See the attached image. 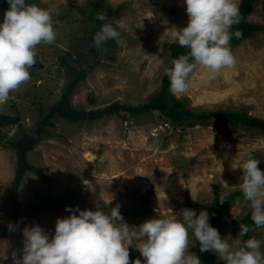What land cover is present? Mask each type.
<instances>
[{"label": "rangeland", "instance_id": "obj_1", "mask_svg": "<svg viewBox=\"0 0 264 264\" xmlns=\"http://www.w3.org/2000/svg\"><path fill=\"white\" fill-rule=\"evenodd\" d=\"M27 2L50 11L56 38L51 44L37 46L30 79L0 105V113L21 119V126L0 128L5 141L0 144V264H13L15 252L13 239L2 231L9 222L16 169L15 150L6 142L36 132L77 72H84V78L71 96L76 110L102 109L116 102L132 107L151 102L162 92V78L171 60L169 48L176 43L170 30L186 27L188 22L184 0H106V9L121 7L120 13L105 23L125 22L126 27L120 29L125 45L101 46L93 54L88 13L96 0ZM8 7L6 0H0V12ZM247 20L263 30L239 45H230L234 66L222 69L214 79L208 78L206 69L197 67L186 93H169L196 113L245 112L264 119V0H255ZM165 122L169 127L162 128ZM44 129L46 135L29 154L30 163L44 177L32 172L25 176L19 190L23 211L45 197L60 204L78 199L80 207L90 210L119 204L124 221L130 227L138 226L158 216L179 219L184 208L198 214L240 191L243 170L239 166L249 154L261 161L258 167L264 171V131L238 127L230 134L224 123L216 120L186 127L164 120L158 111L137 118L122 112L81 124L53 118ZM251 211L241 196L211 225L234 248L241 247L239 226ZM66 216L47 209L24 212L17 224L19 231L25 224H38L51 238L57 218ZM189 237V251L201 259L191 232ZM251 237L264 241V228L254 230ZM136 247L139 244L134 240L129 247L130 264L134 259L143 264ZM208 253L225 263L217 254Z\"/></svg>", "mask_w": 264, "mask_h": 264}, {"label": "clouds", "instance_id": "obj_2", "mask_svg": "<svg viewBox=\"0 0 264 264\" xmlns=\"http://www.w3.org/2000/svg\"><path fill=\"white\" fill-rule=\"evenodd\" d=\"M6 2L9 7L0 21V105L30 79L29 69L36 63L37 46L51 44L56 38L48 9L27 0ZM184 4L187 26L170 31L175 42L188 51L173 58L172 67L165 69L169 90L176 95L189 90L190 76L197 67L206 69L208 78L214 79L222 69L234 66L236 58L230 40L242 35L239 30L232 31L233 25L241 20L239 0H184ZM97 19L108 18L98 13ZM125 27L123 20L103 23L93 37L95 46L100 48L108 40L124 46L120 29ZM260 162L251 154L247 156L239 166L243 175L238 188L251 206L253 224L264 228V171L258 167ZM83 183L92 189L87 180ZM119 208V204L107 207V211L100 205L96 210L66 207L70 214L57 218L51 238L40 225L25 224L20 229L23 247L19 254L12 253L13 264H130L129 247L134 240L139 244L136 248L144 258L143 264H202L189 251V232L199 242L201 253H215L225 264H264V251H261L264 241L251 237L241 247L234 248L210 224L206 209L197 214L184 208L179 219L175 215L158 216L130 227ZM7 227L16 231L18 224L9 223ZM239 227L240 236L250 230L244 224ZM131 264L142 262L134 259Z\"/></svg>", "mask_w": 264, "mask_h": 264}, {"label": "trees", "instance_id": "obj_3", "mask_svg": "<svg viewBox=\"0 0 264 264\" xmlns=\"http://www.w3.org/2000/svg\"><path fill=\"white\" fill-rule=\"evenodd\" d=\"M105 1L106 0H96V2L91 7L89 15V20L92 23V42L95 33L98 31V28L108 19L111 17L118 15L120 13L121 7L117 9H106L105 8ZM255 3V0H241L239 4L241 20L239 24L233 25L232 31L235 32L239 30L242 32V35L237 38L235 36L232 37L230 40V45H239L244 42L246 39L250 38L253 34L263 30V26L250 22L247 20L249 13ZM98 13H104L107 16V20L101 21L97 19ZM3 12H0V21L3 19ZM92 52L96 54L97 47L93 44ZM111 45L112 47L116 48L118 45L115 40H108L104 42L101 46ZM170 59L178 57L181 54H185L188 49L181 47L178 43H174L170 45ZM171 60L169 67H172ZM84 72H77V75L74 81L68 86L67 90L65 91L62 99L49 111L48 115L43 118L41 121V125L37 128V131L31 134H23L17 140L14 141H7L11 147L14 148L16 153V169H15V176L11 183V191H10V198L8 203L9 209V223L17 224L19 217L24 212L29 213H38L41 210H55L59 211L65 215H69L70 213L65 211L66 207H72L73 209L79 208L80 210H84L86 208L80 207L79 200L76 199L74 202H69L67 204H60L52 197H45L39 203L30 206L26 211H23L19 205V190L23 183L25 176L32 172L36 174L38 177L43 178L44 175L42 172L32 165L29 161V154L33 150L34 146L42 141V136L45 134L44 125L51 122L53 118H61L69 123L74 124H81L83 122H95L102 120L104 118H108L114 115L121 114L122 112L129 113L132 117H140L146 115L150 112L158 111L160 112L164 120H170L172 124H179V125H186V127H194L198 123H209L213 120L219 121L224 123V125L228 128L230 134L235 133L238 127H249L257 130L264 131V119L257 118L250 116L248 113H241V112H221V113H196L188 109L184 103L175 97H173L169 93V80L168 77L165 75L162 78V92L161 94L152 100L151 102L140 105L137 107L123 105L119 102L114 103L109 107H105L102 109H94L90 111L86 110H76L71 105V96L76 89L77 85L82 81L84 78ZM21 119L17 117H13L7 114L0 113V128L5 126H10L14 124H20ZM46 135V134H45ZM4 136L1 135L0 130V144L5 142L3 141ZM243 194L241 191L231 193L229 196L220 198L218 203L214 207H210L207 211L210 214V224L215 223L217 219L225 215L228 211V208L231 204L237 202ZM222 200L223 202H221ZM103 210L107 211L106 205H102ZM110 208V207H108ZM90 210V209H88ZM93 210H96L93 209ZM214 215H211L213 214ZM78 215V213H76ZM242 224L249 226L250 230L247 234L242 236L243 243L247 239L251 238L252 233L254 230L259 229L257 228L252 220H251V213L246 215L243 220ZM8 226V225H7ZM4 227L2 229L3 233L10 236L14 243H15V252L17 254L20 253L23 247V236L21 235L19 228L16 231H10L8 227ZM195 241V239H194ZM198 247V253L202 259L203 264H225L219 262L217 260L216 255L208 253V252H200L199 249V242L195 241ZM17 258L19 256L17 255Z\"/></svg>", "mask_w": 264, "mask_h": 264}, {"label": "built area", "instance_id": "obj_4", "mask_svg": "<svg viewBox=\"0 0 264 264\" xmlns=\"http://www.w3.org/2000/svg\"><path fill=\"white\" fill-rule=\"evenodd\" d=\"M162 128L163 127H169V123L168 122H165L163 126H161Z\"/></svg>", "mask_w": 264, "mask_h": 264}, {"label": "bare ground", "instance_id": "obj_5", "mask_svg": "<svg viewBox=\"0 0 264 264\" xmlns=\"http://www.w3.org/2000/svg\"><path fill=\"white\" fill-rule=\"evenodd\" d=\"M87 154H88V153H87ZM88 156H89V158L92 157L91 154H88ZM93 156H94V155H93ZM89 158H88V159H89Z\"/></svg>", "mask_w": 264, "mask_h": 264}]
</instances>
